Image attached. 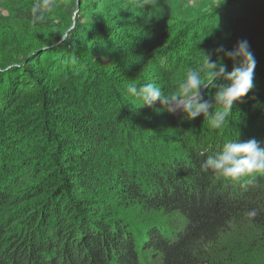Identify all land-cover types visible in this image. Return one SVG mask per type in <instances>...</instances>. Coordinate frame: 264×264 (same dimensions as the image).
Masks as SVG:
<instances>
[{"label": "trees", "instance_id": "trees-1", "mask_svg": "<svg viewBox=\"0 0 264 264\" xmlns=\"http://www.w3.org/2000/svg\"><path fill=\"white\" fill-rule=\"evenodd\" d=\"M111 1L63 0L33 24L36 0H18L0 20V264H255L264 257V179L245 189L201 163L229 140L264 147V0H227L170 41L166 30L151 35L152 51L124 58L127 71L114 54L121 11L102 13ZM241 40L256 60L254 87L224 127L159 102L133 106L130 81L171 93L203 52L216 61L218 47ZM141 57L146 65H134ZM226 83L201 95L215 104ZM234 228L254 230L249 250L224 243Z\"/></svg>", "mask_w": 264, "mask_h": 264}, {"label": "clouds", "instance_id": "clouds-1", "mask_svg": "<svg viewBox=\"0 0 264 264\" xmlns=\"http://www.w3.org/2000/svg\"><path fill=\"white\" fill-rule=\"evenodd\" d=\"M143 3L155 8L160 5V0H143ZM63 6V0H36L31 7L33 24L45 22L50 13ZM148 19L150 21L151 17ZM216 53L220 58L213 61L211 54L203 52L199 68L189 67L171 93L152 82L138 86L135 81H130L126 85V92L132 98L133 106L153 109L159 102L170 114L183 112L189 120L203 116L209 127H224L233 112V106L242 101L254 87L256 60L247 40L239 41L231 50L221 45ZM225 58L233 63L231 72L227 71ZM221 79L227 83L216 92L215 104H212L204 99L201 90L215 87ZM201 167L211 170L218 179L239 182L241 187L247 189L264 179V147L255 139L243 142L229 140L220 151L207 156ZM246 215L249 219H255L258 210H248Z\"/></svg>", "mask_w": 264, "mask_h": 264}, {"label": "rangeland", "instance_id": "rangeland-1", "mask_svg": "<svg viewBox=\"0 0 264 264\" xmlns=\"http://www.w3.org/2000/svg\"><path fill=\"white\" fill-rule=\"evenodd\" d=\"M17 1L18 0H0V20L11 15V10L16 6ZM226 2L227 0H160L159 6L151 8L145 5L143 0H113L105 4L102 13L113 20L115 14L121 11V24L126 30L119 36L118 43L114 45V54L115 57L118 56L116 60L123 64V71H127V67L125 66L126 58L135 60L141 54L152 51L155 41L151 35H161L162 32L166 30L168 33L163 35L164 40L168 39L167 41H170L171 36L173 37L177 32V28L189 24L193 20L205 18L208 22L213 20L212 15L214 11ZM99 9L101 8H99L98 5L91 7V11H96V13H99L97 12ZM102 13L99 15H102ZM85 15L89 14L80 13L78 17L81 18ZM117 17H120V15L118 14ZM149 17H151L150 21L148 19ZM82 23L98 24L95 19L88 17L84 18ZM144 24L146 25L145 27H148L147 32L143 34L139 33L137 31L138 26L141 27ZM148 60L144 61L141 57L136 60V63L134 62V65L141 64L142 67L146 65ZM102 102L103 99H101L100 96L98 99L99 108ZM253 233L255 234L252 228H234L233 231L226 236L224 243H235V245H239L242 249L249 250L253 241ZM227 248V245H222V249L226 250ZM263 258V255L259 254L255 264H264ZM150 264H155V262L151 261Z\"/></svg>", "mask_w": 264, "mask_h": 264}]
</instances>
